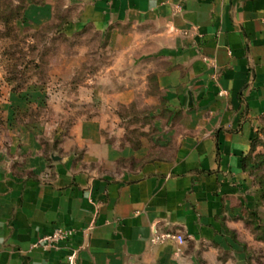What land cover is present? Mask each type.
Returning a JSON list of instances; mask_svg holds the SVG:
<instances>
[{
	"label": "crops",
	"instance_id": "0c3cea01",
	"mask_svg": "<svg viewBox=\"0 0 264 264\" xmlns=\"http://www.w3.org/2000/svg\"><path fill=\"white\" fill-rule=\"evenodd\" d=\"M78 3L68 26L110 32L130 71L161 57L158 93L144 95L159 129L145 126L134 144L116 111L138 101L149 66L144 77L99 82L111 86L100 109L54 131L66 134L50 168L35 133L21 143L24 167L0 156V264H69L74 251V264H245L251 252L264 264V239L246 223L264 210L246 161L264 117V0ZM33 5L45 9L42 22L52 18L53 0ZM129 157L147 160L110 171ZM57 228L73 233L55 248L34 246Z\"/></svg>",
	"mask_w": 264,
	"mask_h": 264
},
{
	"label": "rangeland",
	"instance_id": "374dc122",
	"mask_svg": "<svg viewBox=\"0 0 264 264\" xmlns=\"http://www.w3.org/2000/svg\"><path fill=\"white\" fill-rule=\"evenodd\" d=\"M22 1L26 7L19 10L17 7ZM53 1L52 18L42 22L45 9L38 5L28 7V4H40L43 0H0V156L11 158L10 165L14 168L24 167L25 162L19 159L21 143H32L34 133L42 146V154L50 161L47 165L50 168L53 159L58 160L55 154L59 138L66 134L64 130L59 135L54 131L68 130L82 117H89L100 109L101 94L111 86H102L99 82L124 73L139 72L144 77L149 66L148 84L140 87L138 101L121 105L116 111L127 129L126 138L134 144L146 136L140 129L145 126L150 131L159 129L155 125L156 107L148 111L144 95L158 93L156 79L161 57H142L132 64L130 71L128 59L121 58L111 43L110 32L102 33L92 23L74 30L68 26L80 10L79 0ZM114 65L117 67L113 68ZM159 107L161 110L157 113L166 117L168 110L164 104ZM254 139L256 146L248 172L253 184L264 193V117ZM64 153L61 150L59 154ZM80 154L74 150V157L80 158ZM146 160L147 157L124 158L110 171L121 174ZM87 168L108 172L98 165ZM259 217L263 223L264 210ZM256 262H262V255L251 252L245 264Z\"/></svg>",
	"mask_w": 264,
	"mask_h": 264
},
{
	"label": "built area",
	"instance_id": "2783aa9c",
	"mask_svg": "<svg viewBox=\"0 0 264 264\" xmlns=\"http://www.w3.org/2000/svg\"><path fill=\"white\" fill-rule=\"evenodd\" d=\"M72 233H73L72 229L57 228L52 233L46 234L43 237L39 238L37 242L34 243V246H42L43 248H46V249L55 248L60 241L68 239L72 235ZM167 236H170V235H167ZM172 237L176 238L179 241V243H183L184 241V238L182 235H174ZM162 238L164 237L156 235L154 240L159 241V240H162ZM76 253L77 251H74L68 256L69 264L75 263Z\"/></svg>",
	"mask_w": 264,
	"mask_h": 264
},
{
	"label": "trees",
	"instance_id": "16d2710c",
	"mask_svg": "<svg viewBox=\"0 0 264 264\" xmlns=\"http://www.w3.org/2000/svg\"><path fill=\"white\" fill-rule=\"evenodd\" d=\"M25 7H26V2L22 1V4H20V6H18L17 8L20 10L21 8L25 9ZM255 146H256V139L253 140L252 151L248 155V157L246 158V161L251 159V156L255 150ZM261 200L264 204V193H262V195H261ZM259 221H260L259 215L257 213L252 212L249 215L248 219L246 220V223L252 227L253 232L256 234V238L263 240L264 239V222L260 223Z\"/></svg>",
	"mask_w": 264,
	"mask_h": 264
}]
</instances>
